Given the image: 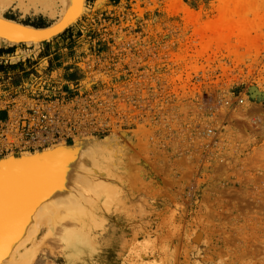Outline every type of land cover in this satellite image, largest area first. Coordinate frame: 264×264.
Instances as JSON below:
<instances>
[{"label": "rangeland", "instance_id": "obj_1", "mask_svg": "<svg viewBox=\"0 0 264 264\" xmlns=\"http://www.w3.org/2000/svg\"><path fill=\"white\" fill-rule=\"evenodd\" d=\"M11 7L5 17L36 28L59 17ZM85 7L52 40L0 54V103L20 86L30 96L71 89L89 135L125 138L105 177L118 194L92 197L85 212L99 216L88 228L93 249L70 257L53 231L44 239L58 246L43 240L31 264H264V0ZM52 82L62 92L47 90Z\"/></svg>", "mask_w": 264, "mask_h": 264}, {"label": "bare ground", "instance_id": "obj_2", "mask_svg": "<svg viewBox=\"0 0 264 264\" xmlns=\"http://www.w3.org/2000/svg\"><path fill=\"white\" fill-rule=\"evenodd\" d=\"M12 5L23 8L21 9L23 11L34 8V10L36 9L38 12L41 11L50 17H59L54 24L47 29L50 31V34L48 37L44 38V40L19 42L14 40L11 36L0 35V46L26 44L37 48L44 42L52 40L68 27L76 23L86 9L85 0H0V30L17 31L18 29L17 24L19 22L7 18L4 15V12ZM103 137L104 138L100 139L95 136L86 135L76 137L73 142L70 143L60 141L59 143L36 151H13L0 157V161L4 160L3 162H5L0 168V264H31L40 242L43 244L42 241L48 238L49 240H46L49 241L47 242L48 244L51 245V242L55 243V237H47L44 239L45 236H49V233L52 235L53 231L58 235L57 239L59 243H62V246L67 251H70L67 252L70 257L79 258L83 253L93 249V243L91 241L93 235L91 238L89 237L88 228L92 229L91 224L93 221L95 222L96 220L99 222V216L97 217L98 219H95L96 217H89L86 214L89 211V207H92L90 205L92 204L94 206V202L96 201L95 198L93 199L92 197L102 196L106 194V190L108 192L111 189L110 192H112L117 188L115 184H113L114 186L111 185L112 187L110 185L106 187L107 182L105 177L109 175L110 177L112 176V174L109 173V171L112 172L110 166H115L113 165V161H117L115 160L116 158L118 159V157H116L118 156L116 151H118L117 149L120 146L118 145L116 148V154H112L111 148H115L114 145L117 146L115 143L120 140V138H116L114 135ZM122 140H125V138H122ZM122 140L120 141L123 142ZM118 142L117 144L121 143ZM136 144L139 145L138 142ZM123 148L124 145L122 149ZM122 149L119 148V150ZM123 150L127 149L125 148ZM133 150H135V148ZM119 153L121 154L120 151ZM122 153L124 154V152ZM123 154L119 158H123ZM111 162L112 164L110 165ZM117 163L119 164V162ZM129 164L128 166H130ZM132 164L133 162H131V165ZM120 168L124 167L122 166ZM131 168L129 171H132ZM122 171L123 170H121V172ZM129 171L127 170V172ZM121 172H119L120 178L122 177L120 175ZM119 176L116 175L115 178L118 177L119 180ZM130 182L133 183L131 180ZM115 183L117 184V182ZM134 183L136 184V181ZM108 187L110 188L108 189ZM118 189L119 188H117V190ZM117 190L115 192L118 194ZM107 194H109L110 197L115 193ZM117 194H115V197ZM111 197L112 203L115 198L114 195ZM110 199L108 200L109 202ZM91 201L94 202L92 203ZM106 204L105 202L104 205ZM86 210L88 211L86 212ZM95 210L97 209L95 208ZM97 225L99 224L97 223ZM93 228H95V226H93ZM50 238H52L51 241ZM58 240L56 241V245L58 244ZM53 245L52 247L56 246ZM57 246L55 249H59Z\"/></svg>", "mask_w": 264, "mask_h": 264}, {"label": "built area", "instance_id": "obj_3", "mask_svg": "<svg viewBox=\"0 0 264 264\" xmlns=\"http://www.w3.org/2000/svg\"><path fill=\"white\" fill-rule=\"evenodd\" d=\"M57 83L52 82L46 89L61 91L62 85ZM20 89L21 86L0 103V109L6 111L0 118V154L36 151L89 135L86 105L70 97L71 89L62 95L39 96H30Z\"/></svg>", "mask_w": 264, "mask_h": 264}, {"label": "water", "instance_id": "obj_4", "mask_svg": "<svg viewBox=\"0 0 264 264\" xmlns=\"http://www.w3.org/2000/svg\"><path fill=\"white\" fill-rule=\"evenodd\" d=\"M17 26V31L0 30V35L11 36L12 38H14V40L19 42L41 41L49 36L50 31H48L47 29L50 28V26L52 25L42 28H36L32 26L31 28V26L18 23ZM3 161L4 160L0 161V168L5 164V162Z\"/></svg>", "mask_w": 264, "mask_h": 264}, {"label": "crops", "instance_id": "obj_5", "mask_svg": "<svg viewBox=\"0 0 264 264\" xmlns=\"http://www.w3.org/2000/svg\"><path fill=\"white\" fill-rule=\"evenodd\" d=\"M14 7V8H13ZM12 9H14V13H16V14H19V15H21V16H32V17H37V16H44L45 18H47V19H52V17H50V16H48V15H46V14H44L43 12H41V11H39L38 12V10H34V8H30V10H28V11H23V10H21V9H23V8H21V7H16L15 8V6L13 5L12 7H11ZM20 8V9H19ZM20 10V11H19ZM33 10V11H32ZM23 11V12H22ZM6 12V11H5ZM5 12H4V14H5ZM27 13V14H26ZM4 48V50L3 51H1L0 52V54L1 55H3V56H10V55H12V54H14V52H13V50H5V49H7V48H9L8 46H0V49H3Z\"/></svg>", "mask_w": 264, "mask_h": 264}, {"label": "trees", "instance_id": "obj_6", "mask_svg": "<svg viewBox=\"0 0 264 264\" xmlns=\"http://www.w3.org/2000/svg\"><path fill=\"white\" fill-rule=\"evenodd\" d=\"M0 116H1V114H0Z\"/></svg>", "mask_w": 264, "mask_h": 264}]
</instances>
